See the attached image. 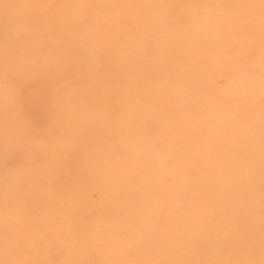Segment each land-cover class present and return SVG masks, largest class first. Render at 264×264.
<instances>
[{
  "label": "clouds",
  "instance_id": "1",
  "mask_svg": "<svg viewBox=\"0 0 264 264\" xmlns=\"http://www.w3.org/2000/svg\"><path fill=\"white\" fill-rule=\"evenodd\" d=\"M0 264H264V0H0Z\"/></svg>",
  "mask_w": 264,
  "mask_h": 264
}]
</instances>
